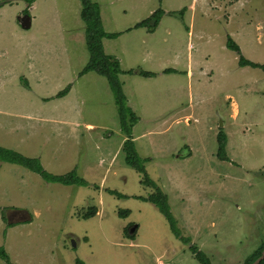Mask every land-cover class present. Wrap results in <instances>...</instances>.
Listing matches in <instances>:
<instances>
[{
    "label": "rangeland",
    "instance_id": "rangeland-1",
    "mask_svg": "<svg viewBox=\"0 0 264 264\" xmlns=\"http://www.w3.org/2000/svg\"><path fill=\"white\" fill-rule=\"evenodd\" d=\"M92 2L108 34L164 12L152 34L131 27L102 41L137 118L131 140L144 174L125 164L105 78L80 75L89 62L80 1L36 0L30 10L0 0V148L89 185L46 183L0 162V249L10 264H243L264 246V73L240 67L226 43L264 65V0ZM221 132L227 161L217 158ZM146 178L166 196L179 237L137 199L155 193Z\"/></svg>",
    "mask_w": 264,
    "mask_h": 264
},
{
    "label": "trees",
    "instance_id": "trees-1",
    "mask_svg": "<svg viewBox=\"0 0 264 264\" xmlns=\"http://www.w3.org/2000/svg\"><path fill=\"white\" fill-rule=\"evenodd\" d=\"M36 0H26L28 6H31ZM81 5L80 18L85 25L84 29V37L86 41V47L89 53V62L84 67L80 75H85L88 73H94L100 77L105 78L108 83L110 90L113 94L114 104L117 109V112L120 117L121 127H123V133L126 135V140L123 144V151L125 153V164L128 167L135 169L137 172L144 174V170L142 169V161L137 156L136 151L133 146V142L131 140V128L137 122L136 116L133 115L131 110L126 107L125 97L122 92V84L119 81V74L121 73L118 62L111 56H108L104 53L102 41L104 39H113L115 35L107 34L104 32L102 28L100 12L98 5L92 0H79ZM184 12H179L177 15L179 18L184 16ZM171 16L175 15L174 13L170 14ZM164 17V12L162 10H157L154 12L148 19L136 24L132 29H147L148 33H154L161 21ZM226 48L235 53L238 56V65L242 68L249 67L252 69H259L264 73V65L254 64L241 55V51L239 47L231 40L227 39ZM133 72L128 71L126 74H132ZM171 70L164 71L165 75L173 74ZM138 76L148 79L155 78V73L139 71ZM69 87L65 90L60 91L56 94L55 99H62L69 92ZM129 118L130 125L126 128L124 124L125 118ZM226 136L222 132L217 136V158L221 161H227L225 147H226ZM0 162L17 165L27 169L28 171L39 175L46 183L51 184H60L62 186H69L71 184H76L83 187H88V183L80 182L74 173H69L65 176H52L43 171V168L37 159H28L23 157L22 155L0 148ZM148 185L155 190V193L149 196L148 198H137L144 203H150L153 205L157 211L166 219L171 232L179 237L180 234L178 229L176 228L175 220L170 213L169 206L167 204V198L163 195L159 190L156 189L155 184L150 181L148 178L145 180ZM108 194L116 196L118 195L114 191H108ZM119 198L127 199V197L119 196ZM124 215V214H122ZM121 215V216H122ZM125 216V215H124ZM192 249V248H191ZM264 251V246L262 248H258L253 252L251 256L247 258V260L243 264H253L258 258H260L262 252ZM195 253H198L197 250L194 249ZM197 256H201V254H197ZM0 260L10 264L7 254L3 249H0ZM202 264H207L205 261H201ZM76 264H82L77 261ZM260 264H264V260L260 262Z\"/></svg>",
    "mask_w": 264,
    "mask_h": 264
},
{
    "label": "crops",
    "instance_id": "crops-1",
    "mask_svg": "<svg viewBox=\"0 0 264 264\" xmlns=\"http://www.w3.org/2000/svg\"><path fill=\"white\" fill-rule=\"evenodd\" d=\"M33 4L30 6V10H33ZM30 22L32 23V19H30ZM133 25H131V27H134L136 24H138V23H132ZM131 27H129V28H126L124 31H122V32H119V33H117V34H112V35H115V37H120L121 35H123V34H128V32H130L132 29H130ZM106 33V32H105ZM108 34V33H107ZM157 74H156V77L155 78H157ZM155 78H152V79H155ZM151 79V80H152ZM70 92H71V90H69V92H68V94L65 96V97H63L62 99H59V100H65V98L70 94ZM59 93V92H58ZM56 96V95H55ZM55 96H54V98H55ZM24 157V156H23ZM38 160V159H37ZM40 162V161H39ZM44 171V170H43ZM98 214V213H97ZM97 214H96V212L94 213V215H92V217H90L89 219H92V218H94L95 216H97ZM89 219H87V220H89Z\"/></svg>",
    "mask_w": 264,
    "mask_h": 264
},
{
    "label": "water",
    "instance_id": "water-1",
    "mask_svg": "<svg viewBox=\"0 0 264 264\" xmlns=\"http://www.w3.org/2000/svg\"><path fill=\"white\" fill-rule=\"evenodd\" d=\"M29 21H30V19H29L28 16H25L24 18H21L20 19L21 28L25 29V30L28 29L30 27ZM135 230H136V227L133 229V231H135ZM263 260H264V251L262 252L260 258H258L253 264H260V262L263 261Z\"/></svg>",
    "mask_w": 264,
    "mask_h": 264
}]
</instances>
